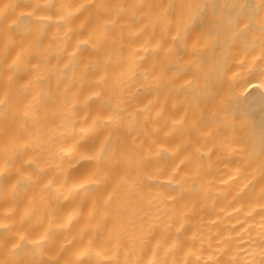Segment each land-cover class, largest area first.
<instances>
[{
    "label": "bare ground",
    "instance_id": "1",
    "mask_svg": "<svg viewBox=\"0 0 264 264\" xmlns=\"http://www.w3.org/2000/svg\"><path fill=\"white\" fill-rule=\"evenodd\" d=\"M40 15L0 0V44L21 61L0 105V189L59 205L74 230L128 231L141 258L184 224L207 264H264V0H92L70 37ZM81 116L107 127L81 135ZM61 149L77 156L71 192L45 187ZM101 153L106 182L81 187ZM35 238L0 235V264H40Z\"/></svg>",
    "mask_w": 264,
    "mask_h": 264
},
{
    "label": "clouds",
    "instance_id": "2",
    "mask_svg": "<svg viewBox=\"0 0 264 264\" xmlns=\"http://www.w3.org/2000/svg\"><path fill=\"white\" fill-rule=\"evenodd\" d=\"M32 3L34 11L39 10L44 13L37 19L47 21L54 18L56 27L64 36L70 37L78 31L74 17L91 4L92 0H32ZM78 47L77 45V51ZM11 48V42L0 44V77L9 70L12 72L9 76L8 95L0 97V105L10 104L18 87L14 77L15 69L21 61L18 57L11 63L8 62ZM71 55L75 57L76 51ZM83 111L86 113L87 108L84 107ZM79 119L81 135L99 132L107 127V122L103 118L90 123L86 122L85 116ZM75 159H77L75 153L61 149L57 162L60 171L45 187L58 185L57 191L61 188L68 192L73 191L72 179L65 181L63 168L66 164L71 165V161ZM114 160V157H105L103 153L96 157L94 175L88 185L81 187L104 184ZM260 172L264 173V165H261ZM71 219L72 217L67 222L64 221L59 205L41 207L35 202H29L27 197L17 193L15 188L7 192L0 189V235L11 234L13 231L17 233L27 231L35 236V239H30L28 242L40 252V264H207L199 247L195 244L190 247L185 246V239L193 238L181 235L184 224L175 229L173 236L167 232L162 234L153 244L151 254L147 258H141L139 250L133 246L135 238L128 231L117 233L105 229L99 232L91 225L74 230L69 227ZM33 228H37L38 231L32 232ZM133 230L142 233L145 228L137 223L133 225ZM16 246L19 247L18 244Z\"/></svg>",
    "mask_w": 264,
    "mask_h": 264
}]
</instances>
